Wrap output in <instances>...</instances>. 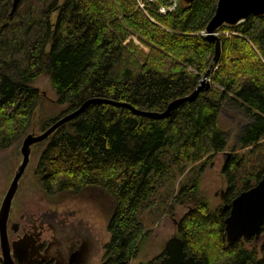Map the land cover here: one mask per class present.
Instances as JSON below:
<instances>
[{"label": "trees", "instance_id": "trees-1", "mask_svg": "<svg viewBox=\"0 0 264 264\" xmlns=\"http://www.w3.org/2000/svg\"><path fill=\"white\" fill-rule=\"evenodd\" d=\"M165 2L19 0L9 16L12 0H0V150L20 147L35 128L33 117L43 96L33 84L42 75L56 104L64 106L62 115L90 98L163 112L190 95L214 57L215 43L205 39L204 28L216 0H195L163 15L158 10ZM218 33L220 56L208 77L212 88L181 103L170 117L156 120L126 108L94 105L31 147L32 174L44 192L85 191L108 199L104 264L135 257L149 235L147 224L170 199L169 208L187 204V213L177 220L187 256L204 264H264V223L259 242L228 244L227 214L198 194L197 179L173 191L188 167L196 165L201 172L225 152L227 139L217 118L229 101L251 122L237 143L247 154H229L226 163L225 202L264 173V18L250 17ZM55 121L42 124V131Z\"/></svg>", "mask_w": 264, "mask_h": 264}, {"label": "flooded vegetation", "instance_id": "flooded-vegetation-1", "mask_svg": "<svg viewBox=\"0 0 264 264\" xmlns=\"http://www.w3.org/2000/svg\"><path fill=\"white\" fill-rule=\"evenodd\" d=\"M223 157L220 172L221 188L226 184L225 169L229 153L224 154ZM10 182L5 180L3 183L0 182V207ZM30 190L32 189L28 184L25 182L21 184L19 181L5 226V237L9 244L6 257L3 256L0 233V264L3 262V257L9 264L105 263L110 217L103 225L97 220L96 214L91 211L92 206H96L97 209L102 208L100 206L103 203L100 200H103V197H97L84 191L68 193L67 197L73 198L68 200L76 202L75 205H71L65 200L57 201L60 196L52 198L59 194L49 195L43 191L41 186L36 189L37 193ZM225 191L226 187L220 191L223 206L218 210L228 215L227 207L231 202H225ZM104 215L103 211V217ZM177 223L175 222L176 237ZM247 240L258 242L253 238ZM82 245L83 249H80ZM164 256L165 252L160 260Z\"/></svg>", "mask_w": 264, "mask_h": 264}, {"label": "water", "instance_id": "water-1", "mask_svg": "<svg viewBox=\"0 0 264 264\" xmlns=\"http://www.w3.org/2000/svg\"><path fill=\"white\" fill-rule=\"evenodd\" d=\"M195 0H180L181 7H189ZM19 0H12V7L9 16L14 13ZM250 17L264 18V0H216L215 10L204 28L205 39L215 43L214 57L204 75L201 77L198 85L192 93L184 98L176 99L169 103L163 112H148L133 108L127 103L117 102L109 99L90 98L81 104L74 111L60 117L46 130L35 132L32 130L22 140L20 146L21 159L17 164L10 186L3 198L0 210L4 207L0 217V228L2 232V242L5 251V257L8 253L9 244L5 237L6 221L9 214V208L15 192L18 188L19 180L25 172L30 161L31 147L48 139L58 128L66 123L76 119L83 112L94 105L108 104L118 108H126L136 116H143L150 119H164L170 117L172 112L183 102H191L197 98L200 93H207L212 87L208 78L212 68L217 64L220 56L219 30L222 27L234 28L244 23ZM228 154V153H223ZM6 198V199H5ZM228 215L224 219V234L228 244H233L238 240L253 238L257 241L261 236V230L264 223V173L257 183L248 190L239 193L230 203ZM83 249V245L80 247ZM165 256L159 261V264H204L201 260H195L188 257L184 244L176 236L168 239L164 246ZM7 263V262H5ZM9 264V263H7ZM116 264H127L125 261Z\"/></svg>", "mask_w": 264, "mask_h": 264}, {"label": "rangeland", "instance_id": "rangeland-1", "mask_svg": "<svg viewBox=\"0 0 264 264\" xmlns=\"http://www.w3.org/2000/svg\"><path fill=\"white\" fill-rule=\"evenodd\" d=\"M54 18L55 15L52 16L53 20ZM224 34L228 35V33ZM135 43L137 45H140L137 41ZM188 70L193 73L195 72L192 67H188ZM33 85L40 91L43 99L39 107L35 110L33 117L35 128L31 129V131L34 130L35 132H42L41 128H44L45 124H50L52 119L57 120L60 117L64 116L62 115V113L64 112L65 108L64 106H59L58 104H56L57 97L50 86L47 76H40ZM250 122V118L245 114L243 109L233 104L231 101L225 102L221 105L217 118V125L219 130L224 133L227 139V147L225 149V153H229L231 155L237 153L238 155H244L245 157V155L247 154V149L239 150L237 143L242 130ZM42 124L44 125L41 126ZM33 156H35V154L32 151L30 154L29 164L19 181L21 182V184L25 182V184H28L29 187H31V192L37 193L36 189L39 188V186L32 174L34 164ZM223 156L224 154L222 153L216 155L213 160L207 163L206 167L203 168L201 172H199L201 168L196 165L188 167L182 175L177 176V179L175 180L173 186L174 193L179 191L181 185L189 183L190 181H192V179H197L198 194L205 198L216 210L222 207L223 204L220 197V191L221 189H225L226 187V184H224L223 188H221L222 184L220 180L221 167L224 161ZM20 159V147H11L10 149L4 151L0 150V182L3 183V180L9 182L12 180L14 170ZM169 183H171L170 180ZM67 196L68 193H62L52 198L55 199L59 197L57 201L65 200L66 203L75 205V201L68 200L73 198ZM103 198V200H100L103 203V205L100 206L102 208L97 209L96 206H92L91 211L96 214L97 220H99L104 225L107 223L111 211L108 199L105 196ZM171 201L172 200L170 199L166 202V210L164 212H161L155 219H152L154 215L149 217L146 216V222L152 219L151 222L146 226L149 235L146 237L145 241L140 244L139 250L136 253L135 257H133L127 264H141L149 262L156 258H161L164 252L166 241L171 237L176 236L175 222H177L178 219L184 216L188 210L187 204H178L174 205L173 208H169L171 205ZM103 211L105 212L104 217ZM261 238L262 237L260 236L257 241L259 242ZM246 246L248 247V244Z\"/></svg>", "mask_w": 264, "mask_h": 264}, {"label": "built area", "instance_id": "built-area-1", "mask_svg": "<svg viewBox=\"0 0 264 264\" xmlns=\"http://www.w3.org/2000/svg\"><path fill=\"white\" fill-rule=\"evenodd\" d=\"M149 1L152 2L153 0H149ZM179 3L180 0H166L165 5L161 6L158 12L163 15L172 12L178 7ZM139 6L140 8H143L142 4H139Z\"/></svg>", "mask_w": 264, "mask_h": 264}, {"label": "bare ground", "instance_id": "bare-ground-1", "mask_svg": "<svg viewBox=\"0 0 264 264\" xmlns=\"http://www.w3.org/2000/svg\"><path fill=\"white\" fill-rule=\"evenodd\" d=\"M5 199H6V198H5ZM3 207H4V203H3L2 208H1V210H0V217H1V213H2ZM0 233H1V235H2L1 228H0ZM2 249H3V256L5 257V251H4L3 242H2ZM4 257H3V262H2V264H7V263H5V259H4Z\"/></svg>", "mask_w": 264, "mask_h": 264}]
</instances>
